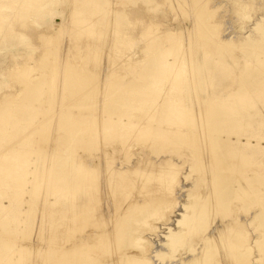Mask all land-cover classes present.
Here are the masks:
<instances>
[{
	"label": "rangeland",
	"instance_id": "rangeland-1",
	"mask_svg": "<svg viewBox=\"0 0 264 264\" xmlns=\"http://www.w3.org/2000/svg\"><path fill=\"white\" fill-rule=\"evenodd\" d=\"M176 1L0 0V163L11 164L6 173L12 175L0 181V204L14 203L20 188L25 191L19 197H24L20 207L28 209L20 215L24 223L19 222L13 208L3 210L7 218L0 220V264H57V256L81 236L109 230L130 204L153 199L156 187L170 200L159 214L148 217L156 228L140 225L142 242L123 237L116 249L112 240L103 243L98 237L92 242L94 264L111 262L125 248L146 256L152 264H187L193 257L200 259L203 249L216 248L217 242V260L244 264L245 257H234L236 250L229 246L235 237L230 225L245 223L250 235L258 236L264 226H259L258 220L250 225L248 220L264 205L262 200H250L244 207L243 199L233 198L229 208L218 206L205 221L191 223L186 236L189 241L192 236L189 252L185 246L172 247L167 242L171 232L165 236L157 228L166 220L193 217V211L207 197L209 178L215 175L217 165L224 186L238 180L257 187L260 198L259 192L264 191V99L254 93L252 99L238 101V106L243 105L240 114L228 111L216 116L214 127L203 125V115L197 110L208 105L207 96L232 79L239 61L234 63L228 48L220 51L204 44L200 25L192 24L194 0ZM209 1L198 3L213 6L210 19L218 22L219 37L222 33L237 40L242 22L248 29L253 25L254 18H241L236 12L235 1ZM238 48L234 52L245 54ZM175 55L177 65L170 66ZM219 61L226 62L234 73L223 69ZM72 74L80 76L76 92L67 88ZM40 75L42 78L26 89L28 80ZM245 76V80L255 78L250 73ZM115 88L117 91L110 93ZM180 101L193 113L169 110ZM32 106L37 109L33 111ZM63 110L76 117L72 125L61 121ZM130 115L141 124H123ZM118 116L123 122L113 123ZM160 117L164 124L189 133L170 135L142 128ZM29 159L38 160L33 188L21 176L24 166L19 167L22 160ZM65 160L96 166H92L91 186L85 189L88 203L82 212L71 200L63 203L69 208L58 216V208L63 209L57 203L58 166ZM164 160H190L184 168L190 165L192 169L187 176L180 171L176 183L144 174ZM3 175L0 171V178ZM256 176L259 178L252 180ZM152 202L145 208L151 209ZM113 208L110 218L107 212ZM133 223L130 214L122 225L130 231L136 226ZM252 254H259V248ZM253 264H264V259Z\"/></svg>",
	"mask_w": 264,
	"mask_h": 264
},
{
	"label": "bare ground",
	"instance_id": "bare-ground-1",
	"mask_svg": "<svg viewBox=\"0 0 264 264\" xmlns=\"http://www.w3.org/2000/svg\"><path fill=\"white\" fill-rule=\"evenodd\" d=\"M177 1H176V3H177ZM198 1H201V0H194L193 1L194 5L196 4V6H195L194 14H192L193 15L192 16V24H195V25L199 24L200 25V26L198 25L201 29V34H199V35H202V37L204 39V44H206L210 48H214V46H215V48L217 50H220V51L223 48H228V50L233 54L232 56L234 57V63H237L239 61V67L235 73L230 69L229 65L226 62L221 63L219 61L222 64V65L221 64L220 65L223 69H225L227 67L229 69V71L234 73L233 77L228 83H226L223 86V88H221V89L219 88V91L217 93H214L212 95L207 94V95H209V96H207V100H206L208 102V105L200 106V108L197 110V111H199L200 114L203 115L204 119L203 120L200 119L201 121H204L203 125L205 123L206 124L208 123L209 126L214 127L216 125V122H218V121H216V116L219 115L221 117L220 114L227 113L228 111H232V112H236L237 114L238 113L240 114L241 113L240 110H241L243 105L238 106V103L241 100L252 99L255 96L254 93H256V95L260 97V100L264 99V8H263L264 0H233L236 2V3H234L235 4L234 8L236 9V12H238V14L242 16L241 18H243V17L246 18L247 16L250 17V19L254 18L253 23H252L253 25L249 29L245 28V26H244L246 22H242L240 24V31L242 34H241V36H238L237 40H234L232 37L230 38L229 36L224 37V36H222L223 35L222 33H221V37H219L220 31H218V29L216 28V26L218 25V22H213L212 19H210V17L212 16V14L214 12L213 6L208 5L209 4L208 2H210L209 0H205V2L208 3L207 5H206V3H204L203 5L202 4L199 5ZM193 3H192V5H193ZM21 4H22V2H21ZM250 9L253 10V11L251 10L252 13L250 12ZM25 10H26V8H25ZM205 29L208 31L210 30L211 33H209L208 31L203 32ZM196 35H198V34H196ZM238 47H240L241 50L245 54L239 55L236 52H234V51H237L239 49ZM176 48H178V46L175 47V49ZM175 52L176 51H174V53ZM179 52H180V50L178 51V54H179ZM147 57H148V55L145 56V58H144L145 61L147 60ZM164 57H166V56H164ZM158 58H159V56H158ZM166 59H167V57H166ZM166 59H164V62ZM220 59H221V57H220ZM208 60H206V61H208ZM161 61H162V59H161ZM164 62H163V64H164ZM176 62H177V56L174 57V60L172 62H169L168 64H170V66H171V65H174ZM165 63H167V62H165ZM212 64H213V62H212ZM175 65H177V64H175ZM164 68H166V67H164ZM164 68H162V69H164ZM177 69L178 68H176L175 70H177ZM149 72L150 71H148V73ZM246 73H250V75L252 77H255V78H253L252 80H245ZM42 76H43V74H42ZM42 76L40 75V76H36L34 78L29 77L30 79L28 80V83L26 85V89L32 88L31 86H33L37 80H40L42 78ZM173 77H175V76H173ZM176 77H177V75H176ZM134 78H135V75H134ZM165 79H166V77H165ZM79 82H80V76L77 74H72L70 81H69V85H67L68 90L75 89V92H76V90H77L76 86L79 84ZM159 86L161 87L162 83H161V85L159 84ZM114 91H117V88L112 90L110 93H113ZM129 92H130V89H129ZM176 93H178V92H176ZM145 94H147V93H145ZM248 95H250L251 97H248ZM175 96H179V95L176 94ZM230 99H232V100H230ZM138 100H140V99H138ZM233 100H235L236 102L234 104H231L230 102H233ZM236 103H237V105H235ZM68 108H70V106ZM31 109L33 111H35L37 108L36 107L34 108L32 106ZM190 109H192V108L187 106V105H183V103L180 101V103H178V102L175 103V105L173 107H171L169 110L174 112V113H177V114L193 113V110H190ZM188 110H190V112H188ZM62 114H63L64 119L62 118L63 120H61V121L62 122L64 121V124H66L67 126L72 125L74 119L76 118V117L74 118V116L72 115L73 113H71V111L69 112V110L68 111L63 110ZM205 116L207 119H205ZM122 120H123L122 116H118V118H115L113 120V123H119ZM123 124H129V125L135 127V126L141 124V121L138 120L137 122L136 121L134 122L131 118V115H130L128 120H124ZM142 128H148L150 131L156 130V131H159V132L164 133V134L169 133L170 135L171 134L172 135H176V134L185 135V134L189 133L188 130L186 131V130L182 129L181 127L176 128L173 125L164 124L161 117L158 119L156 118L154 120L149 121L147 125L143 124ZM199 134H200V132H199ZM260 148H262V146H260ZM189 161L190 160H188V161L185 160L182 163V162H178V160H164V163H162L161 165H159L157 167H152L151 172L146 171L144 174L146 175V174L152 173L153 175H155L156 179L168 181L170 183H176V178L179 175L180 171H182V173H186V176H187L188 175L187 171L192 169V166L189 169L190 165L187 168H184L186 163H189ZM215 161L217 164H219L221 162V160H215ZM10 163H12V161ZM37 163H38V160H36V159L30 160L29 159V162H27V160H25V162H24V160H22V162L19 164V167L24 166L23 171L21 170V173H22L21 176H23V178H25L28 183L32 184V186H31L32 188L34 185V181H35V177H36V171L38 168ZM16 165H17V163H16ZM10 166H11V164H9L8 162L0 163V171L3 172V174H4L3 177L0 178V181H4V180H6V177L12 176V175L6 173L8 167H10ZM92 166H96V165L87 164L81 160H72L70 162L68 160H65V162L61 161L59 163L58 170H60V175H59V179H58V182L56 185L57 186L56 188L58 190V197H57L58 201H57V203L63 205V203H66V202L68 203L69 201L74 200L71 202L75 205V207H78V210H80V213L82 212V209L88 203V200L86 197L87 192L85 191V189H89L91 186L90 180L92 177V171H91L93 168ZM209 168H210V166H209ZM215 169L213 171L210 168L211 172L213 171L215 173V175L214 176H212V174L210 175L212 177L209 178L210 182L208 183V187H207V189H208V194H206L207 197L204 200H202L203 201L202 205L198 209H195L193 211L194 212L193 217L187 218L185 221L183 219L175 220V218H174L172 220V221L175 220V222H174L175 226L174 227H172V225H171L172 221L170 222L167 220L161 222L162 226L157 227L158 229H160L162 231L163 234H165V236L168 232H171L170 236L168 235L169 238L167 239V242L170 241V245L172 247H174L177 244L180 246H185L186 251L189 252L190 251L189 244L192 242V236H189L190 241H189V238H187L186 236L191 231L190 224L193 222L195 223L197 221H203V220L205 221L208 214L211 213L213 210H215L216 207H218V206H221V207L227 206L229 208V206L231 204V200L233 198L243 199L242 201H244V207L249 204L250 200H252L254 202L262 200V202L264 204V191H262L261 193L259 192V195L260 196L262 195L261 196L262 198H260L258 196V192H257L258 188L257 187L248 186V183L245 185L244 183H242L238 180L236 181L235 184L229 183V184L224 186V179L221 177L222 175H221L220 165H217V167ZM116 172L117 171H115L114 173H116ZM211 172H209V174ZM258 178H259V176H256L255 178L253 177L252 180H255ZM7 180H9V179H7ZM102 184L103 183H101V185ZM144 184H145V182H144ZM104 185L106 187V185H109V183H106ZM157 189H159V188L156 187V193L153 195V199H151L149 197V201L146 200L143 203H141L140 205H136L135 203H132V204H130V207H126V210L123 212V214L114 220V222H113L114 225L109 230H107V231L104 230V231H102V233H95V236L92 234L91 235L86 234V235L81 236L79 238V240L77 241V243L75 245H73V247H71L69 249L68 248L65 249L62 254H59L57 256V260H58L57 264H71V261L72 262L75 261L76 264H94L95 258H93L91 254L93 252V247H95V245L92 244V242L96 243L98 237L102 238L103 243H106V242H109L112 240L113 249H116V247H120L122 241H124L123 237L130 239V242H133V243L142 242L143 235H142V232H140V233L138 232V229H139L138 227L140 225L148 224V227L152 228V230L154 228H156V225L152 226V223L148 222V217H150L153 214L154 215L159 214L161 212V208L168 206L169 201H170L167 197L164 196V194H162L161 191H159ZM20 190H22V191L20 192ZM17 191H18L17 192L18 197L16 199H14L15 200L14 203L12 201H10L9 204H0V220L7 218V216L2 215L3 210L13 208V210L16 211L15 214H17V216H16L17 219L19 218V222L20 223L25 222V218H23V217L20 218V215H22L23 213H26L28 211V209H24V208L20 207V205H22L24 203L23 202L24 197L22 196L23 199L19 198V197H21L20 196L21 193H23V192L25 193V191H24V189H20V188H18ZM32 195H33V193H32ZM84 196H85V198H84ZM151 200H153V202H152L153 207L151 209L145 208V206H147V204L149 202H151ZM67 207L65 205H63V209L58 208V216L60 215V212L67 211L69 208V207L68 208ZM114 210H115V208H113L107 212L108 217H110V218L113 217ZM139 211H141L143 213L141 215V217L139 215L140 214ZM130 214H131L132 218L134 219V223L132 225L136 224V226L130 227V231H129V229L126 230L124 228L122 223L124 222V220L127 219V217H129ZM176 214H177V212H176ZM108 217L105 216V220H107ZM73 218H74V216H73ZM256 220L259 221V223H260L259 226H264V205L263 206L260 205V208L255 212V214H253L251 216V218L248 221H250L249 224L252 225V222H255ZM60 225H63V223H61ZM60 225L58 224V226H60ZM183 225L185 227L180 228ZM235 225L239 226V228H236V230L234 227ZM244 225H245V223H236V224L233 223L232 225H230L232 227L231 230L235 231V237L232 236L233 242L232 241H230V242L227 241V242L231 243V244L228 243L229 246L232 249L235 248V250H236V252L234 251L235 253L233 252L234 257L237 256L236 258H238L240 260L245 257L244 264H253L254 262H257L259 260L264 259V228L261 230L259 229L260 231H259L258 236L252 237V235H250L249 227H245ZM191 226H192V224H191ZM259 226L255 225V227H256L255 230H258ZM126 233L128 235H125ZM215 236H217V235H215ZM167 242L163 241V244H166ZM215 247L216 248H211L208 250L203 249V253L200 252L201 255L198 256V258H200V259H197V257H193L189 260V263H187V264H222L220 262V260H217L215 258V254H216L218 248L220 249L219 242L215 243ZM257 248H259V254H252V250H254V249L256 250ZM176 249L177 248H175V250ZM191 250H195V249L191 248ZM246 261H248V262H246ZM182 263H183V261H182ZM102 264H152V261L149 260L148 258H146V256L135 254L134 252L129 251L125 248V249H123L122 252L120 251L118 253L117 257L114 258L111 262H109V263L102 262Z\"/></svg>",
	"mask_w": 264,
	"mask_h": 264
}]
</instances>
